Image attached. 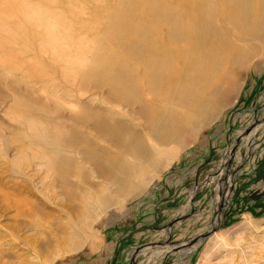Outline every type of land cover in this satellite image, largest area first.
Instances as JSON below:
<instances>
[{"label":"rangeland","instance_id":"obj_1","mask_svg":"<svg viewBox=\"0 0 264 264\" xmlns=\"http://www.w3.org/2000/svg\"><path fill=\"white\" fill-rule=\"evenodd\" d=\"M80 1L81 15L72 20L77 34L100 50L86 57L104 71L136 65L122 50L135 45L139 18L123 16L118 40L106 36L107 22L93 25L102 14L128 11L127 4ZM154 1L177 3H145ZM46 5L70 20L66 0ZM139 12L152 22L148 6ZM0 21L19 24L14 16ZM35 29L22 23L17 35L23 37L14 29L9 34L24 47L18 62L2 58L0 47V264H264V43L261 55L234 71L235 87L216 88L202 122L194 118L159 145L136 106L104 102L107 86L91 75L83 79L85 66L65 76L44 32ZM41 67L48 71L44 79L28 74ZM86 114L123 124L119 140L126 144L100 138ZM74 135L87 142L81 151L98 158L99 168L67 146ZM139 150L150 157L134 173ZM60 160L72 166L63 179L48 167ZM212 227L204 242L183 245ZM178 245L186 247L164 261Z\"/></svg>","mask_w":264,"mask_h":264},{"label":"bare ground","instance_id":"obj_2","mask_svg":"<svg viewBox=\"0 0 264 264\" xmlns=\"http://www.w3.org/2000/svg\"><path fill=\"white\" fill-rule=\"evenodd\" d=\"M47 1L0 0V16L19 19V24L13 28L0 21V47L4 51L2 58L17 62L21 59L24 47H18L16 37L12 44L9 34L14 29L17 35L22 23L36 28L39 33L44 32L49 43L48 52L55 60L63 63L65 76H72L85 66L83 79L87 80L91 75L98 78L96 82L107 86L104 102L114 108L136 106V113L148 123L155 143L159 145L171 140L172 130L188 125L194 118L202 122L216 101V88L235 87L237 81L234 71L244 68L253 57L262 53L264 0H177L174 6L159 1L148 5L145 3L147 0H118L117 4L121 6L125 2L129 10L102 14L93 25L98 28L107 22L106 36L118 40L125 29L123 16L139 18V26L133 30L135 45L122 50L123 54L133 57L136 65H118L104 71L103 66L86 57L89 51H94L91 54L98 56L100 50H95V44L86 36L77 34L78 28L72 21L81 15L78 6L81 1L66 0L70 20L51 12L46 5ZM141 6L151 9L152 22H147L140 15ZM19 35L23 37L22 32ZM45 72L48 71L41 67L31 69L28 74L34 78H43L48 76ZM144 96H151L159 104L144 100ZM85 120L90 126L92 124L91 129L100 138H107L113 145L126 144L119 140L126 131L123 124L100 119L95 114H86ZM261 124H264V119ZM66 144L82 155L86 162L99 168L98 158L87 150L81 151L82 146H87L83 138L74 135ZM156 152L161 150L155 148ZM135 155L139 163L133 166L134 173L142 165L141 160L146 161L150 157L143 150ZM126 166L129 167L122 165L121 171L128 175L130 168ZM48 167L62 179L72 170L71 164L65 160L49 164ZM216 236L224 240L223 236Z\"/></svg>","mask_w":264,"mask_h":264},{"label":"water","instance_id":"obj_3","mask_svg":"<svg viewBox=\"0 0 264 264\" xmlns=\"http://www.w3.org/2000/svg\"><path fill=\"white\" fill-rule=\"evenodd\" d=\"M220 209H221V208H219V210H220ZM219 224H220V223H219ZM172 225H173V223L169 224V226L167 227V230H169L170 227H171ZM213 233H214V227H212L211 230H210L206 235L201 236L200 238L192 239V240H190V242H189L188 244H183V245H187L188 247H191V246H193L194 244H196L197 242H200V241H201V243H202V242H204L206 239H208L209 236H210L211 234H213ZM181 247H186V246H182V245L172 246V247H171V250L168 251V254H167L166 256H164V261L168 258V256H169L170 254H172V253H174L175 251L179 250Z\"/></svg>","mask_w":264,"mask_h":264}]
</instances>
